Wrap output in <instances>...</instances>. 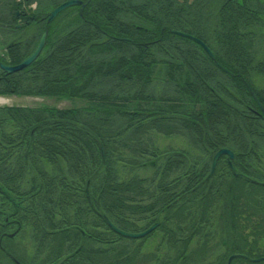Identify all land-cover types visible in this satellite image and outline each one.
Listing matches in <instances>:
<instances>
[{"label": "trees", "instance_id": "obj_1", "mask_svg": "<svg viewBox=\"0 0 264 264\" xmlns=\"http://www.w3.org/2000/svg\"><path fill=\"white\" fill-rule=\"evenodd\" d=\"M24 1L23 10L15 1L0 7L5 53L0 64L21 63L38 42L5 38L14 29L45 25L39 38L47 31L46 44L27 68L13 74L0 69V95L84 105L0 107V264H22L15 242H25L26 214L33 215L30 264H131L137 254L134 240H128L132 250L99 248L83 227L89 233L103 224L110 231L106 218L134 233L140 229L135 221L150 225L152 212L165 208L176 210L171 226L176 229L182 195L192 225L210 220L217 202L223 210L261 208L257 193L264 172L256 163L263 152L264 121L244 117L237 105L232 110L230 98L240 107L248 77L264 76V55L260 58L257 48L263 44L264 0H223L212 27L196 32L182 26L174 9L178 4L169 0H80L83 9H68L76 10L79 22L55 39L50 38L52 23L46 25V7L34 13L27 6L47 0ZM65 1L54 0L52 10ZM197 1L184 0L179 8L182 14L188 6L200 10L185 14L186 27L195 24L191 15L217 3ZM173 31L201 40L218 65ZM150 131L187 139L199 156L159 151ZM223 148L234 154V173H224L220 163L229 160L223 156L212 178L196 188ZM123 177L129 178L118 180ZM192 228L188 233L200 235L198 226Z\"/></svg>", "mask_w": 264, "mask_h": 264}, {"label": "rangeland", "instance_id": "obj_2", "mask_svg": "<svg viewBox=\"0 0 264 264\" xmlns=\"http://www.w3.org/2000/svg\"><path fill=\"white\" fill-rule=\"evenodd\" d=\"M12 1L14 0H0V7L2 4H8L11 6ZM57 1V0H55ZM86 1V0H85ZM89 2L91 0H88ZM93 1V0H92ZM170 2H174V5H177V7H174V9H177V14L179 15V21L182 23V26L184 28H188L187 31L196 32L197 29L205 28V30L210 29L214 23V15L219 9V5L223 2V0H214L217 3H214V7H209L207 9L202 10L199 16L191 15L194 17L193 19H190L195 22L194 25L191 27H186V23L184 22V16L187 12H195L198 13L200 10L192 7H186L184 9V12L180 11L179 8H181V5L184 4V0H169ZM54 2V0H47L43 2L41 5L38 4L36 1L32 2L30 5H32V10L34 13H37V10L45 8L46 11L44 13H48L52 11L51 3ZM192 3H199L197 0H186L185 4H192ZM251 4V2H249ZM251 8V7H250ZM65 12V13H64ZM59 17H57L52 22V28H51V35L50 38H57V36L62 35V33L71 30L79 21L77 18L76 10H67L64 11ZM207 14V15H206ZM206 15V17H205ZM189 16V17H191ZM45 28V25H37V26H31L26 30L18 31L20 29H14L11 31L10 35L5 38H8L9 40L14 39L15 41L23 42V40L30 38L33 42H37L39 39L40 33ZM261 32V31H260ZM261 36L264 40V31L261 32ZM194 37V36H193ZM21 38V39H20ZM196 38V37H195ZM23 39V40H22ZM51 39V40H53ZM264 43V42H263ZM260 47L261 50H264V44L258 43L257 48ZM260 51L259 57L261 58L264 55V51ZM0 54L3 56L5 53L3 51V48L0 47ZM4 60L7 61L6 57ZM263 76H258L257 78H261ZM259 79H255V83L259 84ZM0 98L5 99L6 102L0 104V107H27V108H35V107H52L57 109H68L72 107H82L84 103L82 101H74V100H58V99H50V98H38V97H32V96H25V95H9V96H3L0 95ZM152 135V139L155 142L156 148L159 151H165L167 149L172 150H178L183 151L188 154H194L193 156H199V152L196 151L193 147L189 146L188 140L182 137H176V136H169L165 137L161 133H156L154 131L149 132ZM261 158H260V169L264 172V143L261 144ZM259 154V153H258ZM263 154V155H262ZM206 159V158H205ZM221 166L223 165V162L220 163ZM228 168L225 167L224 173L226 175H230V171L227 170ZM223 175V174H222ZM129 177H123L119 178L118 180H124ZM228 180L227 178L224 180ZM262 188L260 189V192L257 193L259 195L261 208L264 204V181L261 183ZM78 191L74 192L72 195L77 193ZM228 210V208H225V210L222 209V205L220 202H217L215 204V208L213 210H210L211 216L208 217L210 220H207L205 222H201L198 224H188L187 220L183 218L179 214V220L181 222L180 226L183 227L184 224L186 227H196L200 229V235L199 238L191 239L189 235H187L186 238L184 237H178L177 239L168 241V245H158L159 240L158 236L160 233H155L154 231L149 234L148 236H145L144 238L140 239L136 242V257L132 258L131 264H151L155 263L154 261L158 259L160 264H215L217 260H220L219 258L224 255V260L221 261V264L226 263L227 255H229L230 252L225 253L222 251V249L218 250L219 243H222L223 240L226 239V237L223 235V229L221 227H224V220L225 217L223 215V212ZM92 215V214H90ZM151 215V214H150ZM93 216V215H92ZM33 215L26 214V219L23 220V227L25 230L24 243H20L19 241H16V244H20L21 250L27 255V258L33 257L34 255V243L30 241L28 237V226L33 225L32 220ZM187 217V216H186ZM145 216H142V219H144ZM156 219H158V214L154 217H150L148 219L149 223H153ZM190 219V218H189ZM32 221V222H31ZM161 224H165L167 228H170L174 222L170 220L167 216V219ZM136 228L137 226H140V229L138 231L144 230L147 228L148 223L146 221H135ZM15 229L14 226H12V232ZM85 232L87 234H91L93 238L96 239V241L99 243L96 245V247L99 248H117L118 250H121L122 248H132V243H128L129 239H121L122 237L118 236L117 234L110 232L106 230L105 225L99 224V227L93 226V228H89L91 232L88 233L87 227H83ZM243 232V231H242ZM11 235V234H9ZM250 235H253V232H250ZM108 238V239H107ZM15 240V239H14ZM18 240V237L16 238ZM95 246V245H94ZM20 250V251H21ZM138 250V251H137ZM180 255V259L177 258V256ZM182 258V259H181ZM218 258V259H217ZM217 259V260H216ZM7 262V261H6ZM9 264V263H8ZM27 264H30V262L27 261Z\"/></svg>", "mask_w": 264, "mask_h": 264}, {"label": "flooded vegetation", "instance_id": "obj_3", "mask_svg": "<svg viewBox=\"0 0 264 264\" xmlns=\"http://www.w3.org/2000/svg\"><path fill=\"white\" fill-rule=\"evenodd\" d=\"M18 15L19 14H17V16ZM261 66L263 68L260 70H264V65ZM231 75L234 77L233 73ZM258 76L263 75L258 74L257 76L248 77V80L245 82V91L243 92L244 96L240 101L241 106L239 107L235 100L230 98V107L232 110H234L236 109L237 105L240 113L243 114L244 117L246 116L252 120L264 121V76L257 78ZM255 79H259V84L255 83ZM223 165L228 169H231L229 161L223 162ZM256 165L259 166L260 163H256ZM184 198L185 195L180 197V206L178 211L180 215L187 220L186 200H184ZM175 211L176 210H167L162 208L159 212H152L153 215L158 214V219H156L152 224L148 225L144 230L134 232V234H141L150 229L152 226H155L153 231L155 233H160L158 236V245H168V241L177 239L181 236L186 238L187 235H189L191 239L199 238V234H193L192 232L188 233V229L191 231L194 229L192 227H186L185 224L183 227L180 226L176 229H172L171 227L167 228L165 224H161V222L167 219V216L170 220L175 222L176 219L172 217V212ZM236 213L239 214H237V217H234L233 214ZM223 215L225 217L224 227L221 228L223 229V235L226 237V239L223 240L222 243H219L218 250L222 249V251L225 253L230 252L229 255H227L225 264H264V204L259 210L252 208L244 210L240 209L238 211L228 209L223 212ZM235 220L238 222L237 225L234 224ZM16 227V230L18 231V226ZM137 230H139V227ZM250 232H253V235H250ZM84 236L85 235H83V238ZM142 238L134 239L133 246L136 247V242ZM95 243L96 239H93L92 244L95 245ZM21 251V259L23 261L22 264H27V255L23 252V250ZM224 257L225 256L222 255L219 258L220 260H217V258L215 264H221V261L224 260ZM28 262H30V260Z\"/></svg>", "mask_w": 264, "mask_h": 264}, {"label": "water", "instance_id": "obj_4", "mask_svg": "<svg viewBox=\"0 0 264 264\" xmlns=\"http://www.w3.org/2000/svg\"><path fill=\"white\" fill-rule=\"evenodd\" d=\"M74 6H80L81 8L84 6L83 2L80 0H68L65 1L63 3H61L60 5H58L57 7H55L47 16V20L46 23L50 24L52 23L59 14H61L62 12H64L65 10L74 7ZM174 34H177L181 37L187 38L193 42H195L196 44H198L200 47L203 48V50L206 52V54L209 56V58L214 62V64L217 65L214 55L212 54V52L208 49V47L198 38H195L193 36L187 35L185 33H180V32H175L173 31ZM47 36H48V32L45 31L41 34L39 41L37 43V45L35 46V48L33 49V51L19 64L15 65V66H6L3 64H0V68L3 72H5L6 74H13V73H17L25 68H27L28 66H30L41 54L45 44H46V40H47ZM262 110V109H261ZM263 112V110H262ZM99 150H100V154H101V158L102 161L105 160V152H104V148L102 145H99ZM222 156H227L228 160L231 162L234 159V154L232 153V151L228 150V149H220L218 150L213 158H212V164H211V168H210V172L207 175V177L203 180V182L198 185L196 188H199L202 184H204L206 181H208L210 178H212L215 168H216V164L217 161L220 159V157ZM231 166V170H233L232 165ZM107 225L109 226V228L114 231L115 233H117L118 235L125 237V238H131V239H138L141 237H144L146 235H148L150 232H152L155 229V226H152L150 229H148L147 231L141 233V234H131V233H127L124 232L118 228H116L110 221H106Z\"/></svg>", "mask_w": 264, "mask_h": 264}, {"label": "bare ground", "instance_id": "obj_5", "mask_svg": "<svg viewBox=\"0 0 264 264\" xmlns=\"http://www.w3.org/2000/svg\"><path fill=\"white\" fill-rule=\"evenodd\" d=\"M5 102H6L5 99L0 98V104L5 103Z\"/></svg>", "mask_w": 264, "mask_h": 264}]
</instances>
